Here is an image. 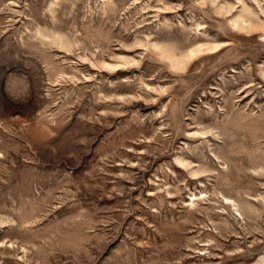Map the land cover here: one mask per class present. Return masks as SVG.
Wrapping results in <instances>:
<instances>
[{
    "label": "rangeland",
    "instance_id": "374dc122",
    "mask_svg": "<svg viewBox=\"0 0 264 264\" xmlns=\"http://www.w3.org/2000/svg\"><path fill=\"white\" fill-rule=\"evenodd\" d=\"M0 264H264V0H0Z\"/></svg>",
    "mask_w": 264,
    "mask_h": 264
}]
</instances>
